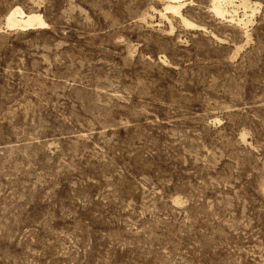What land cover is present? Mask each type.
<instances>
[{
    "label": "rangeland",
    "instance_id": "374dc122",
    "mask_svg": "<svg viewBox=\"0 0 264 264\" xmlns=\"http://www.w3.org/2000/svg\"><path fill=\"white\" fill-rule=\"evenodd\" d=\"M166 1L0 0V264H264V0Z\"/></svg>",
    "mask_w": 264,
    "mask_h": 264
},
{
    "label": "bare ground",
    "instance_id": "6f19581e",
    "mask_svg": "<svg viewBox=\"0 0 264 264\" xmlns=\"http://www.w3.org/2000/svg\"><path fill=\"white\" fill-rule=\"evenodd\" d=\"M185 0H167L165 3V10H170L175 15H178L186 25H194V23L185 16L183 7L185 6ZM251 0H212V6L216 13L227 16L229 15L232 20H236L244 26L246 33H248L249 23L251 18H239L237 9L243 7L245 13L248 11L254 12L256 7ZM156 10V9H155ZM161 16L167 17L166 12L159 10ZM249 16V14H248ZM7 25L11 27H17L22 29L46 27L47 21L39 12L25 11L20 6H13L6 14ZM248 36H250L248 34ZM242 45L238 47L240 49Z\"/></svg>",
    "mask_w": 264,
    "mask_h": 264
}]
</instances>
